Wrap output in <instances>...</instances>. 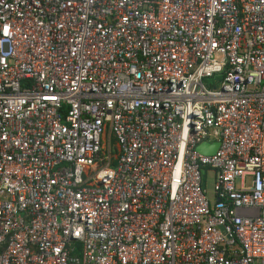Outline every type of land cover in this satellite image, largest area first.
I'll list each match as a JSON object with an SVG mask.
<instances>
[{
  "label": "built area",
  "instance_id": "2783aa9c",
  "mask_svg": "<svg viewBox=\"0 0 264 264\" xmlns=\"http://www.w3.org/2000/svg\"><path fill=\"white\" fill-rule=\"evenodd\" d=\"M0 264H264V0H0Z\"/></svg>",
  "mask_w": 264,
  "mask_h": 264
},
{
  "label": "water",
  "instance_id": "95a60500",
  "mask_svg": "<svg viewBox=\"0 0 264 264\" xmlns=\"http://www.w3.org/2000/svg\"><path fill=\"white\" fill-rule=\"evenodd\" d=\"M218 143L217 142H212V143H202L198 146V149L205 153V154H211L215 151L217 148Z\"/></svg>",
  "mask_w": 264,
  "mask_h": 264
},
{
  "label": "rangeland",
  "instance_id": "374dc122",
  "mask_svg": "<svg viewBox=\"0 0 264 264\" xmlns=\"http://www.w3.org/2000/svg\"><path fill=\"white\" fill-rule=\"evenodd\" d=\"M207 81L208 80H205L206 83ZM205 185H206L208 194L211 196L213 193V186H214V175L211 172L207 174Z\"/></svg>",
  "mask_w": 264,
  "mask_h": 264
}]
</instances>
